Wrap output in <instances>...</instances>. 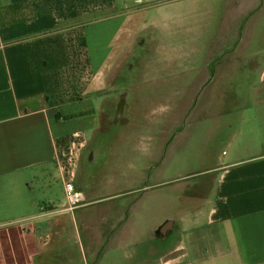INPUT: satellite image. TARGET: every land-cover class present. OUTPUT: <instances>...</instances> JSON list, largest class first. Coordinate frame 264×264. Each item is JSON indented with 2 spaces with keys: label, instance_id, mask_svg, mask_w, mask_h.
<instances>
[{
  "label": "crops",
  "instance_id": "1",
  "mask_svg": "<svg viewBox=\"0 0 264 264\" xmlns=\"http://www.w3.org/2000/svg\"><path fill=\"white\" fill-rule=\"evenodd\" d=\"M132 118L154 152L103 184ZM0 230V264H264V0H0Z\"/></svg>",
  "mask_w": 264,
  "mask_h": 264
},
{
  "label": "rangeland",
  "instance_id": "2",
  "mask_svg": "<svg viewBox=\"0 0 264 264\" xmlns=\"http://www.w3.org/2000/svg\"><path fill=\"white\" fill-rule=\"evenodd\" d=\"M142 120V118H132L128 129L123 127L122 124H115L111 126L112 131L101 135L102 143H98V149L94 157L97 164L98 161H101L100 170L102 174L100 180L103 184L110 178L109 161H128L127 158H131V161H146L154 152L152 149L154 142L150 139L151 135L141 128ZM173 148L168 142L166 145L164 144L160 158L155 160L157 162H153L155 171L157 169L160 176L168 180H174L178 172L186 167V161H190L192 156L199 153L198 149L191 144H184V147L182 145V149L178 153L177 151L173 153ZM224 151L228 152V149L215 150L213 153L216 155L218 152L222 153ZM90 158L91 152L88 153L84 161H91ZM111 203L105 202L103 206H109Z\"/></svg>",
  "mask_w": 264,
  "mask_h": 264
},
{
  "label": "built area",
  "instance_id": "3",
  "mask_svg": "<svg viewBox=\"0 0 264 264\" xmlns=\"http://www.w3.org/2000/svg\"><path fill=\"white\" fill-rule=\"evenodd\" d=\"M65 197L67 203L71 207L83 205L86 201L85 193L78 189L74 183H67L65 185ZM0 245H1V230H0Z\"/></svg>",
  "mask_w": 264,
  "mask_h": 264
}]
</instances>
